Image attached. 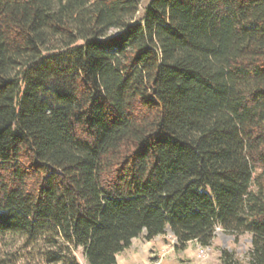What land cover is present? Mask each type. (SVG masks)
<instances>
[{
  "label": "trees",
  "instance_id": "16d2710c",
  "mask_svg": "<svg viewBox=\"0 0 264 264\" xmlns=\"http://www.w3.org/2000/svg\"><path fill=\"white\" fill-rule=\"evenodd\" d=\"M143 1L0 0V243L247 234L222 264H264V0Z\"/></svg>",
  "mask_w": 264,
  "mask_h": 264
},
{
  "label": "rangeland",
  "instance_id": "374dc122",
  "mask_svg": "<svg viewBox=\"0 0 264 264\" xmlns=\"http://www.w3.org/2000/svg\"><path fill=\"white\" fill-rule=\"evenodd\" d=\"M149 0H144L139 8L138 18ZM113 32L112 34H114ZM20 237L5 236L0 243L1 257H9L13 264H43L35 252L40 251L37 247H30ZM135 264H150L159 260L161 264H222L221 251L231 253L235 258L244 260L250 248V236L239 235L237 238L224 233H217L204 257L198 256L201 247L196 242L188 243L184 251L176 248V240L165 234L152 241H145L143 235L132 241ZM132 251V250H130ZM75 256L79 264H87L83 258L82 250L78 249Z\"/></svg>",
  "mask_w": 264,
  "mask_h": 264
},
{
  "label": "crops",
  "instance_id": "0c3cea01",
  "mask_svg": "<svg viewBox=\"0 0 264 264\" xmlns=\"http://www.w3.org/2000/svg\"><path fill=\"white\" fill-rule=\"evenodd\" d=\"M168 236H171V234L168 232ZM159 238V237H157ZM156 239V238H155ZM135 240V239H134ZM132 250V251H130ZM134 251H133V243L131 244L130 248L123 251L116 257V264H135V258L133 257Z\"/></svg>",
  "mask_w": 264,
  "mask_h": 264
},
{
  "label": "built area",
  "instance_id": "2783aa9c",
  "mask_svg": "<svg viewBox=\"0 0 264 264\" xmlns=\"http://www.w3.org/2000/svg\"><path fill=\"white\" fill-rule=\"evenodd\" d=\"M208 247H200L198 250V256L199 257H204V255L206 254V250ZM150 264H161L159 260L153 261Z\"/></svg>",
  "mask_w": 264,
  "mask_h": 264
}]
</instances>
